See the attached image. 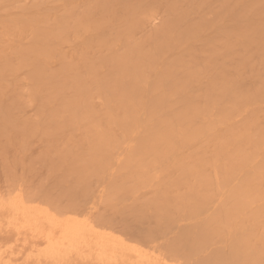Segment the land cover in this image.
<instances>
[{
  "label": "bare ground",
  "instance_id": "obj_1",
  "mask_svg": "<svg viewBox=\"0 0 264 264\" xmlns=\"http://www.w3.org/2000/svg\"><path fill=\"white\" fill-rule=\"evenodd\" d=\"M0 264H264V0H0Z\"/></svg>",
  "mask_w": 264,
  "mask_h": 264
}]
</instances>
